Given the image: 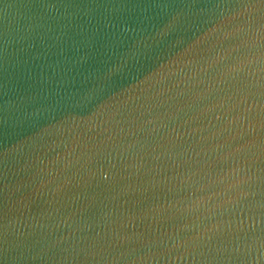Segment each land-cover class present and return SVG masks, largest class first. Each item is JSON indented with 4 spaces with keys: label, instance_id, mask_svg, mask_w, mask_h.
<instances>
[{
    "label": "water",
    "instance_id": "1",
    "mask_svg": "<svg viewBox=\"0 0 264 264\" xmlns=\"http://www.w3.org/2000/svg\"><path fill=\"white\" fill-rule=\"evenodd\" d=\"M0 264H264V0H0Z\"/></svg>",
    "mask_w": 264,
    "mask_h": 264
}]
</instances>
